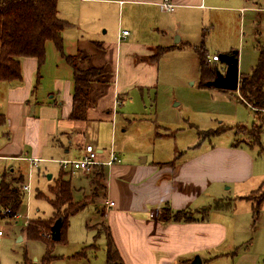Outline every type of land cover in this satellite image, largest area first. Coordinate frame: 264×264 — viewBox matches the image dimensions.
Wrapping results in <instances>:
<instances>
[{
    "label": "crops",
    "instance_id": "1",
    "mask_svg": "<svg viewBox=\"0 0 264 264\" xmlns=\"http://www.w3.org/2000/svg\"><path fill=\"white\" fill-rule=\"evenodd\" d=\"M159 1L108 0L117 10L118 16H121L114 39L106 38L107 35L103 36L94 26L93 29L85 31L90 33L88 36L80 34L70 45L63 33L69 23L62 30L65 55L80 51L89 56L92 65L103 68L105 72L91 83V106L86 112L85 120L70 118L72 71L53 42H46L42 63L39 64L34 57L21 58L20 80L0 83V125L3 128L0 138V162L3 172L9 169L16 174L22 173L23 178L24 169L28 168L30 171L33 168L30 158L40 160L35 167L37 171H46L50 164H56L62 170L56 160L79 157L84 145L91 144L86 133L88 124L92 123L97 130L92 140L101 139L100 130H105L106 134L110 133L111 137L109 147L91 144L98 151L100 158L113 147L121 161L110 167L97 166L103 171L104 189L99 197H96L97 193L93 195V198H96L88 205L93 204L102 217L100 220L109 229L124 264H191L196 256L200 258L201 264H228L229 255L226 254L230 248L236 246L234 240L227 242L230 235L229 226L224 221L226 218L233 220L232 214L227 216L228 210H214L210 207L205 220L188 223H163L153 219L150 212L166 203L175 210L190 209L199 212L207 209L204 206L215 198L224 186L230 185L228 189L236 188L238 184L255 177V172H260L255 166L258 156L252 150L256 145H233L234 141L212 143L204 147L201 145L188 153L177 166L175 161L170 160L148 162L147 157L138 161L136 153L128 148L117 149L114 145L118 124L125 125L130 121L138 125L144 124V129L140 127L139 130L147 132L142 134L147 136L145 141L152 140L155 131L160 127L157 118L145 120L142 115H138L130 120L127 117L131 115L119 109L128 94L135 90L139 93L149 92L158 84L159 67L154 55L163 45L141 39L142 28L139 22L143 17L150 18L156 7L160 10ZM172 1L175 4L172 12L188 7L223 10L238 18L239 32L246 27L251 28L256 20H261L264 13V5L251 0H223L224 5L211 3V0ZM228 1L231 6L227 5ZM124 9L127 12L126 24L122 20ZM245 22H248L247 26ZM123 29L128 30L127 35H121ZM161 32L166 34L164 29ZM242 33L245 37L248 35L245 30ZM178 42L190 46L188 40L182 42L179 37L176 38L175 44H179ZM174 46L176 49V45ZM221 50V53L232 52V48ZM207 56H210L208 52ZM237 58L240 62L238 52ZM217 62L219 58L211 63ZM221 65L224 72L225 65ZM242 73L239 71V76ZM235 93L238 94L237 91ZM137 97L139 103L145 104L142 94ZM147 121L151 123L150 126L145 125ZM231 129L234 131L233 128L227 127L215 135ZM172 136L174 135L164 134L161 141ZM104 144H107V141ZM138 145L141 146V143ZM160 148L164 149L162 145ZM92 171L82 173L89 178L88 191L92 190L95 194L91 175L88 176ZM263 182L264 180L260 185ZM253 190L249 189V192L252 193ZM246 196L243 199L248 200ZM106 201H111L113 205H107Z\"/></svg>",
    "mask_w": 264,
    "mask_h": 264
},
{
    "label": "rangeland",
    "instance_id": "2",
    "mask_svg": "<svg viewBox=\"0 0 264 264\" xmlns=\"http://www.w3.org/2000/svg\"><path fill=\"white\" fill-rule=\"evenodd\" d=\"M229 1L227 5L231 6ZM251 1L264 5V0ZM211 3L225 4L223 0H211ZM57 9L59 17L69 23L63 33L70 45L80 34L88 36L90 33L85 31L93 29L94 26L103 36L107 35L106 38L114 39L117 23L119 19L121 20V16H118L117 10L108 0H58ZM126 15L124 9L122 20L125 24ZM261 16V20H256L251 28L246 27L248 22H245L246 28L240 32L237 17L230 16L223 10L210 8H178L172 13H164L156 7L150 18H141L139 22L142 28L141 39L160 43L163 45L160 48L176 45V49L173 47L174 50H169L170 52L167 51L156 58L159 67L156 88L143 93L135 90L128 94L119 109L130 114L131 116L127 117L130 120L138 115L140 117L142 115L145 120L157 118L160 127L155 131L152 140L145 141L147 136L142 134L147 132L139 130L140 127L144 129V124L138 125L132 121L125 125L121 123L118 124L114 141L117 149L128 148L129 151L136 153L138 161L145 157L148 158V162L170 160L175 161L176 166L188 156V153L201 145L204 147L212 143H228L234 140L240 141L235 145L240 144L244 147H249L248 144L256 145L252 150L258 156L255 166L260 172L257 174L255 172V177L238 184L236 188L228 189L230 185L224 186L219 194L204 206L208 209L219 202L221 205L227 204L229 206L227 216L233 215V220L226 218L224 221L229 226L230 235L227 242L234 240L236 243L228 252L223 250L229 255L228 264H261L264 258V183L260 185L264 180V122L256 120L254 112L237 99L235 91L199 86L195 47L203 42L209 57L226 53H221V49L232 48V51L238 52V57L240 55L239 71L250 73L257 61V49L264 47V13ZM163 29L166 34L161 32ZM243 30L248 33L246 37L242 33ZM177 37L182 42L188 40L190 46L179 42L175 44ZM212 64L216 65L218 71L223 72L220 61ZM140 94L144 96L145 104L138 102L137 96ZM144 106L147 107L143 108ZM261 114L264 113H259V118L264 117ZM253 123L262 126L260 145L256 144L253 129L242 130L237 127L241 125L250 127ZM149 124L151 123L148 121L145 123L146 126H150ZM226 127L237 128L220 135L207 131L216 128V131H219ZM87 130L86 136L91 144L110 146V133L106 134L105 130H100L101 139L92 140L97 130L92 123L88 124ZM2 133L3 128L0 125V138ZM164 134L174 136L161 141ZM105 141L107 144H104ZM139 142L141 146L138 145ZM160 145L164 149H161ZM76 158L78 157H72L70 160ZM2 167L0 162V175L3 172ZM32 170V176L28 178L29 169H24V182L29 183L30 188L29 191L23 192L21 210L13 216H0V229L3 231L0 239V264H25L26 260L29 264H41L46 251L44 240L50 241V230L41 232L44 240L29 239L25 235V228L29 220L46 219L51 216L52 206L49 200L52 196L49 193V186L53 185L61 169L56 164H50L46 171L42 169L37 171L35 167L30 171ZM62 172L68 174L65 177L70 180L74 201L91 203L99 197L102 190L96 188L97 196L93 198V191H88L89 178L82 171L70 173L69 170L62 169ZM48 174L51 175L50 179L46 178ZM252 188L257 190L251 194L249 189ZM38 192L41 194L37 196ZM250 194V199H243ZM259 198L262 199L259 201ZM253 204L257 206V217L252 216ZM100 218L102 217L93 204L86 205L70 216L65 241L52 244L51 260L48 264H105L106 229Z\"/></svg>",
    "mask_w": 264,
    "mask_h": 264
},
{
    "label": "trees",
    "instance_id": "3",
    "mask_svg": "<svg viewBox=\"0 0 264 264\" xmlns=\"http://www.w3.org/2000/svg\"><path fill=\"white\" fill-rule=\"evenodd\" d=\"M57 2L58 0H0V83L20 80V61L23 57H34L39 64L42 63L45 57L46 42H53L72 71L73 91L70 118L85 120L86 112L91 106L89 98L91 83L105 72L103 68L92 65L89 56L83 55L80 51L72 55L63 53L61 32L68 25V22L59 17ZM173 47L175 46L158 48L154 55L155 58ZM257 51V61L250 73H242L239 76L237 99L254 112L257 121L263 123L264 117L259 118V113H264V47L257 49ZM195 52L198 59V84L201 88H208L205 83L214 78L216 67L207 61V50L204 48L203 42L200 46L195 47ZM0 121H2L1 116ZM237 127L242 130L253 129L256 144L260 145L261 125L253 123L250 127L245 125ZM207 131H211L210 134H216L222 130L209 129ZM238 142L240 141L234 140L233 145ZM66 175L60 170L53 185L49 186V193L52 196L49 200L52 206L51 216L46 219L29 220L26 223L25 235L27 238L44 240L41 232L51 231L55 221L61 219L59 240L54 241L51 237L50 241L44 240L46 251L41 264H48L51 260L50 251L54 242L65 241L69 217L88 205L84 201L76 202L73 200L72 186L70 180L65 177ZM90 177L95 190L96 188L104 189L102 182L104 175L101 167L94 169ZM23 181L22 173L16 174L9 169L4 170L0 175V208L9 210L6 217L16 215L21 210L23 202L21 184ZM40 194L38 192L36 195ZM251 194L247 195L246 198L250 199ZM93 195L95 196L96 193ZM262 198H259V201ZM228 208L227 204L221 205L220 202L213 207L214 210H227ZM208 211V209H202L199 212L190 209L175 210L166 203L159 209L153 208L150 216L163 223H188L205 220ZM0 216L5 217L2 214ZM252 216L257 217V206L254 204ZM105 229L107 239L105 264H124L109 229L107 227ZM25 264H29L28 260L25 261ZM261 264H264V258Z\"/></svg>",
    "mask_w": 264,
    "mask_h": 264
},
{
    "label": "built area",
    "instance_id": "4",
    "mask_svg": "<svg viewBox=\"0 0 264 264\" xmlns=\"http://www.w3.org/2000/svg\"><path fill=\"white\" fill-rule=\"evenodd\" d=\"M159 8L161 11L164 12H172L175 8V4L172 0H160L158 2ZM264 10V8H263ZM128 30L123 29L121 30V35H127ZM219 58L218 55H213L211 57L207 56L208 62H215ZM40 160L38 158H30L31 165L33 167H36L37 163ZM59 166L62 169L69 170L70 173H74L76 171H82L84 173L91 172L95 167L97 166H103V167H110L113 164L119 163L121 161L120 156L117 154V152L114 150L113 147H110L103 158H100L98 151L95 149V147L91 144H86L83 147L81 155L76 159H60L56 160ZM32 175V172L29 171L28 177ZM30 184L29 183H22L21 184V191L27 192L29 191ZM106 204L109 206H112L113 203L111 201H106ZM9 210L5 208H0V214L6 215L8 214ZM3 236V231L0 229V239Z\"/></svg>",
    "mask_w": 264,
    "mask_h": 264
},
{
    "label": "water",
    "instance_id": "5",
    "mask_svg": "<svg viewBox=\"0 0 264 264\" xmlns=\"http://www.w3.org/2000/svg\"><path fill=\"white\" fill-rule=\"evenodd\" d=\"M219 61L221 64L225 65L224 72H220L216 69L214 78L207 81L205 86L221 90L237 91L239 83L237 51L234 50L231 53L220 54ZM50 177V174H48L47 178ZM60 227L61 219H58L51 227L50 237L52 240H59ZM191 264H201L200 258L198 256L194 257Z\"/></svg>",
    "mask_w": 264,
    "mask_h": 264
}]
</instances>
